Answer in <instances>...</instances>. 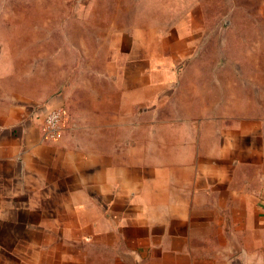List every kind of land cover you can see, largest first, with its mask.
<instances>
[{"label": "crops", "instance_id": "1", "mask_svg": "<svg viewBox=\"0 0 264 264\" xmlns=\"http://www.w3.org/2000/svg\"><path fill=\"white\" fill-rule=\"evenodd\" d=\"M203 36L125 35L81 98L0 89V264H264V99L183 70Z\"/></svg>", "mask_w": 264, "mask_h": 264}, {"label": "rangeland", "instance_id": "2", "mask_svg": "<svg viewBox=\"0 0 264 264\" xmlns=\"http://www.w3.org/2000/svg\"><path fill=\"white\" fill-rule=\"evenodd\" d=\"M173 26L204 33L183 70L222 75L219 82L240 89L249 111L258 113L264 99V0H0V89L48 101L84 97L99 82L95 75L114 70L107 59L125 35ZM185 81L202 82L193 76ZM62 104L44 106L41 116L62 108L65 130ZM137 131L130 128V135Z\"/></svg>", "mask_w": 264, "mask_h": 264}, {"label": "built area", "instance_id": "3", "mask_svg": "<svg viewBox=\"0 0 264 264\" xmlns=\"http://www.w3.org/2000/svg\"><path fill=\"white\" fill-rule=\"evenodd\" d=\"M65 116L62 108H54L46 113L42 124L45 137L49 142L55 143L61 140Z\"/></svg>", "mask_w": 264, "mask_h": 264}]
</instances>
